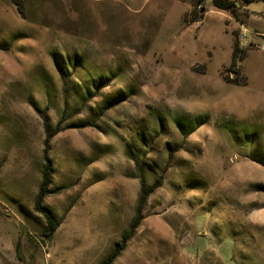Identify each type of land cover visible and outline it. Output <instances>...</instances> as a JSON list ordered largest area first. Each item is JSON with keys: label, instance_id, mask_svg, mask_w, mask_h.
<instances>
[{"label": "rangeland", "instance_id": "1", "mask_svg": "<svg viewBox=\"0 0 264 264\" xmlns=\"http://www.w3.org/2000/svg\"><path fill=\"white\" fill-rule=\"evenodd\" d=\"M23 1L0 0V264H101L142 173L164 180L114 264H264V0Z\"/></svg>", "mask_w": 264, "mask_h": 264}, {"label": "trees", "instance_id": "2", "mask_svg": "<svg viewBox=\"0 0 264 264\" xmlns=\"http://www.w3.org/2000/svg\"><path fill=\"white\" fill-rule=\"evenodd\" d=\"M16 4L19 13L24 17L25 16V4L23 0H13ZM213 5L223 11H229L231 13L234 12L235 4L233 2H229L227 0H212ZM246 56V52L242 50L239 46V44H235L234 46V52L232 57V73H234L236 76L239 75L240 68L239 63H241ZM226 81H232V83L236 85H245L246 80L242 83H240L237 79L229 80V78H226ZM52 135H49L48 139L45 143V150H44V156H43V176H42V183L39 190V194L36 199V205L35 209L37 212L41 213L46 221V227L44 228L42 232V239L46 242H52L54 239V236L56 234V231L58 230L60 223L56 220L52 212L44 207V200L49 195L50 191L49 188L52 184L53 177H52V162L49 157V144L51 141ZM139 167L143 169L141 166L142 163H138ZM145 171V169H144ZM143 172V170H142ZM164 177L160 176L157 178L151 185L146 184V179L144 176V173L140 176V182H141V192L140 197L138 200V208L135 218L132 221V224L130 225L128 231L123 235L121 240L117 242L110 254L101 262V264H114L116 260L121 256V254L125 251L128 242L133 238L136 230L140 227L141 222L143 220V211L146 202L148 201L149 197L161 187L163 183ZM21 244L18 243L16 246L17 255L21 257L20 253Z\"/></svg>", "mask_w": 264, "mask_h": 264}]
</instances>
